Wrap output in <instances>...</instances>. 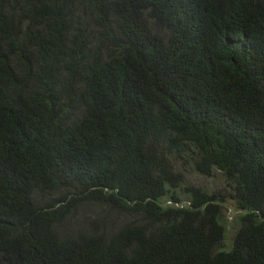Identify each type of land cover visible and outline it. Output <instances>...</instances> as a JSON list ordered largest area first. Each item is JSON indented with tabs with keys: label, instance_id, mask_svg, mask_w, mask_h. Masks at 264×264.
Returning a JSON list of instances; mask_svg holds the SVG:
<instances>
[{
	"label": "trees",
	"instance_id": "1",
	"mask_svg": "<svg viewBox=\"0 0 264 264\" xmlns=\"http://www.w3.org/2000/svg\"><path fill=\"white\" fill-rule=\"evenodd\" d=\"M0 264H264V0H0Z\"/></svg>",
	"mask_w": 264,
	"mask_h": 264
},
{
	"label": "rangeland",
	"instance_id": "2",
	"mask_svg": "<svg viewBox=\"0 0 264 264\" xmlns=\"http://www.w3.org/2000/svg\"><path fill=\"white\" fill-rule=\"evenodd\" d=\"M176 166L178 169L183 170L186 179V184L201 186L204 189H207L209 192L222 190L223 193H228V191L224 189V176L222 175L220 170H214L211 176H204L198 174L193 169L191 164L184 166L180 163H177ZM225 198L226 201L223 204L222 221L225 224L226 229L224 245L226 246L225 249H228L237 229L240 226L237 218L241 211L236 208L233 199H231L229 196Z\"/></svg>",
	"mask_w": 264,
	"mask_h": 264
}]
</instances>
